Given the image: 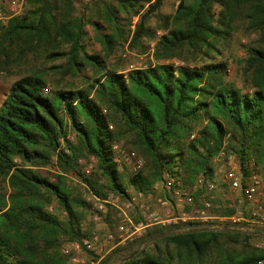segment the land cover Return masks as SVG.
Wrapping results in <instances>:
<instances>
[{
    "label": "trees",
    "instance_id": "16d2710c",
    "mask_svg": "<svg viewBox=\"0 0 264 264\" xmlns=\"http://www.w3.org/2000/svg\"><path fill=\"white\" fill-rule=\"evenodd\" d=\"M28 2L23 13L0 25V69L28 54L46 60L64 56L67 70L80 71L87 64L95 76L86 87H57L49 95L43 76L28 73L14 81L4 97L0 180L7 182L9 192L0 196V264H68L62 244L90 235L84 222L95 211L79 185L98 197H129V186L148 191L169 173L174 187H192L200 175L214 177L213 158L223 145L243 179L264 166V0H178L171 16H161L164 32L159 36L148 21L162 0H119L122 11L137 16L128 46L154 41L155 63L126 73L107 69L104 58L84 50V26L90 18L75 15L71 0ZM118 11L109 9L104 18L116 33ZM91 23L99 28L98 22ZM238 31L256 36L235 59L244 88L226 80L228 61L222 58ZM100 39L109 51L112 36L101 34ZM170 59L182 63L165 62ZM120 140L143 160L126 181L113 149ZM82 156L95 157L96 172L84 173L78 162ZM47 165L71 173L76 182L63 174L51 180L40 169ZM191 193L194 206H200L203 188ZM161 197L173 203L163 184ZM112 209L97 213L116 236ZM231 213L232 207L224 208L221 215ZM88 222L93 225V218ZM216 224L225 230L208 229ZM249 233L218 220L152 225L116 246L99 264L120 253L126 255L115 264H256L264 259L263 249L223 251L234 238Z\"/></svg>",
    "mask_w": 264,
    "mask_h": 264
},
{
    "label": "rangeland",
    "instance_id": "374dc122",
    "mask_svg": "<svg viewBox=\"0 0 264 264\" xmlns=\"http://www.w3.org/2000/svg\"><path fill=\"white\" fill-rule=\"evenodd\" d=\"M57 1L58 3H61V0ZM71 1L73 2L75 15H84V19L90 18V21H88V23H85V36L81 42L82 46L84 47V50L88 54H98L99 56L104 58L107 69H115L118 72L126 73L130 69L140 68L150 63H155V60L152 55L154 41H149L145 39L143 41V45L139 44L132 48L128 46V42L130 40V36L134 28V24L137 21V16L133 15L131 11V13H125L124 11H122L120 8L119 0ZM177 2L178 0H162L160 6L156 9V11L150 14L148 25L155 30V36H159L161 33L164 32V30L161 28V26L163 25L161 21V16H171L175 12ZM139 3L140 2H137V4ZM28 5V0H23L21 6L19 5V7L17 6L15 10H12L11 0H0V25H6L7 20L10 17L23 13L28 8ZM112 8L119 9L117 13V33L114 28V25L111 23H107L104 19L106 16V12H109V9ZM136 8L137 5L133 6L131 10H134ZM91 22H98L99 28L94 26ZM242 32L243 31H238L235 33V35L231 39V42L223 49L222 58L228 61L226 80L235 83L237 87L244 88L243 83L241 82L239 68L235 63V59H239L244 55L242 46L252 41L256 36L252 33H248L245 35V33ZM101 34H109L113 38V42L111 43L109 51L104 48L101 42ZM64 49L67 48L64 47ZM19 60H16L12 63L9 62V64L4 69H0V105L4 97L6 96L9 88L11 87L12 83L16 81L20 76L28 73H38L43 76L46 81V85L48 86L47 93L49 95L52 94L51 92L57 87H62L66 89L86 87L92 81V78L95 76L93 68L87 64L81 67L80 71H75L72 69L67 70V62L64 56H58L54 60H46L41 55L28 54L27 56L23 57L20 61ZM165 62L172 64L182 63V61L177 59H170L166 60ZM189 64L190 66L194 65L193 62H189ZM249 91L251 90L249 89ZM64 118L67 128L69 129V138L73 141L75 140V135L70 130L68 119L66 117ZM114 144H117V148L114 149L116 151L115 161L118 164L119 172L123 175V179L126 181L127 178L133 172L132 163L134 162V159L141 158L135 155V153H133L132 151L127 150L128 147L124 140H120L118 142H115ZM126 156H128L127 160L125 159ZM82 157L87 158L88 156ZM213 163V175L216 179V187L211 194V202L214 206L211 212L216 215H221V212L224 208H231L232 206L233 212L236 208L241 209L244 212V215L248 216V208L244 207L243 204L238 203L239 193L231 191L228 184L223 179V172L226 169L225 165L222 161L215 160V157L213 158ZM40 169L42 173L48 175L51 180L56 179L55 175L63 174L57 168H55V166L52 165H47ZM94 172H96V169L93 170V173ZM63 175L66 176L68 179H72L74 180V182H76L74 176L71 173ZM99 180L100 184L105 185L106 180L104 178L101 177ZM162 182L163 181L154 183L151 204L153 206V210H155L159 215L165 216V209L162 208L161 205L158 203V199L162 198ZM77 189L82 193L83 197H85L86 200L90 198L91 194L86 190L84 185H79ZM132 191L133 189L129 186L128 192ZM8 192L9 187L7 185V182L4 180H0V196L7 195ZM183 209L184 207H180L179 209H176V211H181ZM112 210L113 215L110 219L116 224L119 220V217L117 216V210ZM129 214L135 223L143 221L136 212H129ZM63 216L64 214L61 213L60 217L62 218ZM91 219L92 215L88 213L86 222L84 223H86L87 226H90V233L97 232L100 237L101 246L103 248L102 252L99 255L100 262L101 260L106 258L116 246L122 244L116 245L115 243L117 240L106 241L104 239V233L109 228L107 227L108 225L101 220L100 216L96 221L93 220V225L91 222H88ZM233 228L238 229L240 231L250 232L249 235L251 236L247 238H244L243 236L240 238H234L233 241L223 246V251L225 253L236 254L241 250H250L252 247L264 250V234L261 233L262 231L253 229L251 228V226L244 222L236 224ZM142 231L140 232V234L142 233ZM72 243L73 242L67 241L61 246L62 252H64L65 249L69 250L68 264H92V261H95V258H93V256L89 252H86L83 249L79 252L75 251L71 247ZM223 244L224 243H221V245ZM125 255V253L115 255L106 264L118 263ZM73 259H76V261H74Z\"/></svg>",
    "mask_w": 264,
    "mask_h": 264
},
{
    "label": "built area",
    "instance_id": "2783aa9c",
    "mask_svg": "<svg viewBox=\"0 0 264 264\" xmlns=\"http://www.w3.org/2000/svg\"><path fill=\"white\" fill-rule=\"evenodd\" d=\"M22 1L11 0V9L15 10L17 6H21ZM45 92H48V86L44 88ZM225 144V142H224ZM117 148V144L113 145V149ZM128 159V156L125 158ZM215 160L222 161L226 169L223 172V179L228 184L229 188L233 192L239 193L238 203L243 204L248 208V216L244 215L241 209H235L230 215H216L211 211L213 204L211 202V192L216 187V179H205L203 175L196 178L194 185L184 186L183 188H176L173 186L174 178L165 173L163 178V187L167 190L172 197L173 203L171 204L167 199L159 198L158 203L165 209V216L159 215L151 204L153 197V189L148 191L135 190L129 193V197H122L120 194H108L105 197H98L91 194L88 199L92 203V209L95 210L92 216L93 220L99 218L97 212L103 214L106 213L109 207L117 210V216L119 220L116 225L117 235L109 229L104 233V239L106 241H116L117 244H124L127 240L139 235L140 232L148 226L159 225L162 227H168L175 224H182L186 222H198L199 224L207 225L209 222L218 220L219 222H230L231 228L236 224L246 223L251 228L264 232V166L256 168L258 171H252L250 175L243 179L240 173L237 163L233 159V156L229 154L224 145L220 148L215 155ZM78 162L82 165V170L85 174H90L96 164L94 156H88L87 158L80 157ZM133 165V171H137L142 167V160L135 158ZM203 188L204 196L201 200L200 206H194L193 194L197 188ZM190 205L191 209H183L176 211L180 207ZM232 207V206H231ZM235 208V206H234ZM136 212L143 220L139 223H135L132 220L129 212ZM216 226H222V224H216ZM71 247L79 252L85 250L89 252L95 261L92 264H98L100 259V253L102 252V246L100 237L97 232H92L88 236H84L80 241H75L71 244ZM64 252L69 253L68 249ZM99 257V258H98ZM76 261V259H73ZM256 264H264V259H259Z\"/></svg>",
    "mask_w": 264,
    "mask_h": 264
},
{
    "label": "water",
    "instance_id": "95a60500",
    "mask_svg": "<svg viewBox=\"0 0 264 264\" xmlns=\"http://www.w3.org/2000/svg\"><path fill=\"white\" fill-rule=\"evenodd\" d=\"M208 229L209 230H214V231H223V230H225L223 226H213V227H209ZM173 232H174V230H171V231L166 232V233H164L162 235H168V234H171ZM261 233L264 234V232H261ZM162 235H159V236H156L154 238L148 239L139 248L141 249V248L145 247L146 245H148L149 243H151L153 240L160 238Z\"/></svg>",
    "mask_w": 264,
    "mask_h": 264
}]
</instances>
